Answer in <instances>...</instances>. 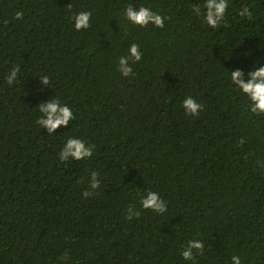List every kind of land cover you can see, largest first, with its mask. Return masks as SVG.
Here are the masks:
<instances>
[{"label": "trees", "instance_id": "1", "mask_svg": "<svg viewBox=\"0 0 264 264\" xmlns=\"http://www.w3.org/2000/svg\"><path fill=\"white\" fill-rule=\"evenodd\" d=\"M204 2L0 0V264H264V113L228 74L264 66V0H229L216 28ZM129 6L164 26L134 24ZM80 11L91 24L77 31ZM53 97L74 119L49 134L37 120ZM68 137L92 157L60 162ZM148 190L165 213L140 206ZM190 240L202 246L186 260Z\"/></svg>", "mask_w": 264, "mask_h": 264}, {"label": "clouds", "instance_id": "2", "mask_svg": "<svg viewBox=\"0 0 264 264\" xmlns=\"http://www.w3.org/2000/svg\"><path fill=\"white\" fill-rule=\"evenodd\" d=\"M229 7V0H205L203 4V19L212 28H216L221 22L225 21V13ZM197 14H201V9L198 7L195 9ZM24 13L17 11L16 16L22 17ZM124 15L127 19L131 20L134 24L139 26H146L149 23L154 24L156 27L162 28L166 17L160 13L153 11L149 7L141 6L139 9H135L131 6L127 7ZM239 15L251 16L248 10V6H244L239 10ZM91 11H80L71 17L72 24L75 30L79 31L87 29L91 24ZM130 57L132 63L129 64L128 57L119 58V66L125 76L133 73V64L141 61L142 54L139 51V46L133 43L129 48ZM18 69H12L11 75L8 77V82L12 83L17 76ZM230 79L236 84L240 93L247 97L250 101L247 106L252 113H264V66L257 67L248 73V79L243 78L242 70L237 69L231 73H228ZM47 82V77L44 78ZM182 107L186 109V113L192 116L199 115L203 108L201 103H198L192 96L185 97L182 100ZM39 111L42 115L38 118L37 123L41 127H46L49 134H52L59 126L68 125L70 120L74 119V113L72 108L66 103H62L58 98L53 97L49 101L41 103L39 105ZM94 145L89 144L87 141L78 137H68L63 147L60 148L58 158L60 162H68L71 157L76 159H88L93 155ZM96 174L92 173V187L95 188L98 185ZM85 196L91 195L89 192L84 193ZM140 206L143 209L151 210L154 213H165L167 208V201L161 196L160 193L148 190L147 195L141 197ZM140 212L134 210L132 206L127 209V218L129 220L136 216H139ZM202 245L197 240L188 241V246L185 248L181 255L184 259L188 260L192 258V250L194 248H200ZM233 264H241V258L233 255Z\"/></svg>", "mask_w": 264, "mask_h": 264}]
</instances>
